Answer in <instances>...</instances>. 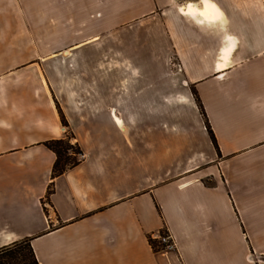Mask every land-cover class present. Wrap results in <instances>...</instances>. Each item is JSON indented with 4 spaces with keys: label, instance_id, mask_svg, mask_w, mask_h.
I'll return each instance as SVG.
<instances>
[{
    "label": "crops",
    "instance_id": "obj_1",
    "mask_svg": "<svg viewBox=\"0 0 264 264\" xmlns=\"http://www.w3.org/2000/svg\"><path fill=\"white\" fill-rule=\"evenodd\" d=\"M48 59L103 82L14 78ZM64 129L83 160L54 178ZM25 240L39 264H264V0H0V250Z\"/></svg>",
    "mask_w": 264,
    "mask_h": 264
},
{
    "label": "trees",
    "instance_id": "obj_2",
    "mask_svg": "<svg viewBox=\"0 0 264 264\" xmlns=\"http://www.w3.org/2000/svg\"><path fill=\"white\" fill-rule=\"evenodd\" d=\"M197 102L199 104V107L202 111V115L205 117L206 124L208 126V129L210 130V134L213 138V141H215L214 135L210 129V125L208 123V119L206 117L204 108L202 104L200 103L199 98L197 97ZM62 124L64 127H68L67 122L65 121L64 117L62 116ZM72 138L74 139V136L71 134ZM67 137L64 139L53 141L47 144V147L52 150L56 157V163L53 170V177H58L60 175H63L67 170L76 167L79 165L82 160H78L73 156H69L68 152L70 150H75V155H81L83 156L82 151L80 150L79 145L76 143L75 145H71L69 142H66ZM71 139H67L69 141ZM160 237H165L170 235L166 232H161ZM150 244L154 251L158 253H166L168 252V245L163 244L158 238L153 239L150 238ZM19 246H24L23 250L17 251L16 249ZM25 250V251H24ZM25 253V254H24ZM27 254V255H26ZM0 264H39V262L36 259L34 250L32 249L31 242L29 240H25L23 242H19L16 244H13L11 246L5 247L0 250Z\"/></svg>",
    "mask_w": 264,
    "mask_h": 264
},
{
    "label": "rangeland",
    "instance_id": "obj_3",
    "mask_svg": "<svg viewBox=\"0 0 264 264\" xmlns=\"http://www.w3.org/2000/svg\"><path fill=\"white\" fill-rule=\"evenodd\" d=\"M113 47L114 49L116 48V43H112L110 44V47ZM90 50L91 51H95V47L94 46H90ZM68 52V51H67ZM49 52H46V54ZM69 54V52H68ZM67 54V55H68ZM95 61V60H93ZM67 65V61H64L63 63H61V68L65 67ZM53 66H54V59H48L46 61H42V60H37V61H32L30 62V64L25 67V69H23L22 73L19 75H15L14 78H16V80L18 82H27L29 84V86H53L54 84H56V86H68V80L69 78L74 79V78H78V80L81 83L84 82H88V83H92L94 86H98L100 85L103 80H102V74L95 72L92 74H87V75H68V74H53ZM174 72L179 73V66L176 62L175 59H173V65L171 64ZM41 70L43 72H41ZM43 73V74H41ZM195 101L197 100V98L194 96ZM196 105L198 108V111L200 113V115L202 116V118L205 120V117L202 115V111L199 107L198 102L196 101ZM205 111V110H204ZM206 114V113H205ZM66 137L67 139H71L69 142L71 145H75L76 142L75 140L72 138L71 134L66 131ZM75 150H70L68 152L69 156H73L78 159V160H83V156L76 154L75 155ZM24 246H19L16 250H23ZM25 251V250H24ZM25 254V253H24ZM27 255V254H26ZM1 262V260H0Z\"/></svg>",
    "mask_w": 264,
    "mask_h": 264
},
{
    "label": "built area",
    "instance_id": "obj_4",
    "mask_svg": "<svg viewBox=\"0 0 264 264\" xmlns=\"http://www.w3.org/2000/svg\"><path fill=\"white\" fill-rule=\"evenodd\" d=\"M179 71H180V68H179ZM66 131H67V129H64V132H65V133H66ZM159 239L161 240V242H162L163 244H167V245H168V251L174 249V243H173V241L171 240L170 237L165 236V237H160Z\"/></svg>",
    "mask_w": 264,
    "mask_h": 264
},
{
    "label": "snow or ice",
    "instance_id": "obj_5",
    "mask_svg": "<svg viewBox=\"0 0 264 264\" xmlns=\"http://www.w3.org/2000/svg\"><path fill=\"white\" fill-rule=\"evenodd\" d=\"M202 2L205 4V6H207L210 3V0H202ZM192 6L189 5V8H191Z\"/></svg>",
    "mask_w": 264,
    "mask_h": 264
}]
</instances>
